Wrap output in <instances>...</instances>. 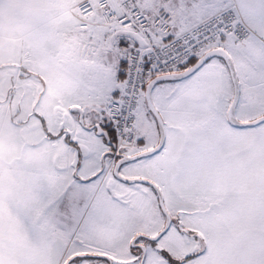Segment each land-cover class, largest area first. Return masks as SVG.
I'll return each mask as SVG.
<instances>
[{
  "label": "snow or ice",
  "instance_id": "6c2138e0",
  "mask_svg": "<svg viewBox=\"0 0 264 264\" xmlns=\"http://www.w3.org/2000/svg\"><path fill=\"white\" fill-rule=\"evenodd\" d=\"M0 264H264V0H0Z\"/></svg>",
  "mask_w": 264,
  "mask_h": 264
}]
</instances>
